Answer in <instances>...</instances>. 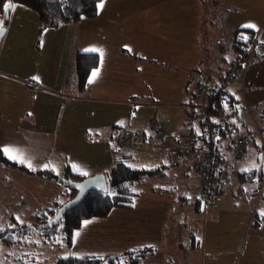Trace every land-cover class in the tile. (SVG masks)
<instances>
[{
    "label": "crops",
    "instance_id": "1",
    "mask_svg": "<svg viewBox=\"0 0 264 264\" xmlns=\"http://www.w3.org/2000/svg\"><path fill=\"white\" fill-rule=\"evenodd\" d=\"M259 3L260 0H104L103 8H97L92 17L47 27L62 26L64 33L59 43L62 51L54 80L53 77L35 76L37 80L8 69V46L0 45V148L19 149L32 160L36 170L45 169L46 163L55 165L56 171L45 170L58 176L65 173L66 167L80 174L73 170V164L88 173L85 177L97 173L106 176L117 159H125L132 167L149 171L141 179L131 182L130 206L113 207L105 216L85 219L90 223L84 225L83 220L75 229L69 244H73V236L79 232L75 243L80 245L77 248L80 255H93L99 251L105 256L123 253L124 257L133 252L140 255L136 264H155L156 250L172 248L175 253L174 248L180 247L195 252L196 244L200 243L201 254L210 256L217 253L221 243L211 240L206 227L215 222L213 215L221 213L222 206H228L229 215L234 217L239 214L234 207L242 202L246 217L251 205L258 206L260 202L264 205V147L260 149L256 145V141H264V1L261 10L256 7ZM13 4L16 7L9 9L12 17L21 19L20 15L25 11L18 6L29 8ZM251 20L256 28L244 27L251 24ZM22 25L23 19L20 27ZM121 31L129 41H134L136 49L117 46L120 42L113 39L122 37ZM226 31L230 32L232 49L223 51L221 46L224 53L217 57L224 59L230 51L227 64L238 52L233 46L238 39L242 40L249 32L259 35L253 62L246 69L243 92L236 84L230 86L232 94L242 103L238 131L250 133L251 139L241 159L233 158L225 149L228 176L223 191L213 204L205 207L196 199L200 179L194 169V157H181L177 153L179 139L188 128L186 119L192 113L188 104L193 103L191 99L195 96L197 82L191 81L186 86L182 80L179 91H174L177 100L169 94L166 97L169 101L159 102L157 95L152 96V87L145 85V79L151 77L143 71H158L160 77L167 76L162 65L154 64V59L158 58V62L173 63V76L180 74L183 77L189 70L195 76V63L204 61L210 53L217 61L218 43L224 41L226 36H222ZM4 33L5 30L0 38ZM211 38L216 41L212 42ZM146 44L158 46L161 56L153 57V53L145 50ZM104 49L108 50L109 59L101 56ZM80 51L96 52L99 56V62L83 88L78 86L74 69L75 55ZM182 61H185L183 65H179ZM97 69L98 74L93 78V71ZM130 72L136 77L133 82L127 79ZM142 73L144 79L139 78ZM118 75L120 79L113 83V78ZM154 79L155 76L149 83ZM163 92L170 93V90ZM107 105H116L117 111L121 112L116 114ZM66 108L71 110L70 117L74 119L67 125L64 121L68 120ZM126 110L128 120L119 124L118 121L123 119L122 112ZM51 111H55L52 118ZM55 113L58 120L63 121L62 126L71 133L68 141L62 139L68 146L56 143L59 125L51 120L55 119ZM151 117L162 122V138H157L150 127L148 119ZM118 125H129L135 130V144L130 150L112 149L109 153L106 143L113 141V131ZM192 126L198 127L196 122ZM255 128L259 129L258 133ZM0 156L7 159L0 158L2 220L26 223L37 221L44 214L49 218L52 206L65 199V185L54 177L8 159L2 152ZM233 172L238 180L230 183ZM183 222H187V226ZM9 247L12 249H5V254H17L20 248L18 242L5 245L0 241L1 250ZM169 258H163L166 264L172 263Z\"/></svg>",
    "mask_w": 264,
    "mask_h": 264
},
{
    "label": "rangeland",
    "instance_id": "2",
    "mask_svg": "<svg viewBox=\"0 0 264 264\" xmlns=\"http://www.w3.org/2000/svg\"><path fill=\"white\" fill-rule=\"evenodd\" d=\"M263 1L260 0V3L256 6L258 10H261L263 7ZM19 9H23L25 11V14L20 15L21 19L16 18V16L12 17V12H0V22H3L0 24V28H2V31L5 33L0 38V45H3V47H7L8 49L6 51V66L8 69L12 71H16L18 74L21 75H28L30 77L40 76L41 78H49L53 77V74L58 69V62L60 58L58 56L60 55L62 48L60 43V39L64 36L63 28L62 26H59L57 28H47L42 27L38 18L36 17V13L29 9H26L25 7H19ZM253 9V8H252ZM23 19V25L20 27V20ZM251 24H254L253 20H251ZM244 32V31H242ZM2 32H0L1 34ZM214 33V32H213ZM122 34V31H121ZM226 36V37H225ZM259 36V35H258ZM225 37L224 41H220L218 43V50L217 55L215 58H217V61H214V55L212 53L209 54L208 58H206L204 61L202 60L200 63H195L194 65V72L196 73L194 76L193 71L189 70L185 76H181L180 74H177L173 76L174 74V68L173 63L161 60V62H158V58L154 59V64H160L166 69V75H163L160 77L157 72H148L143 71L146 76H150V78L145 79V85L151 86L154 93L152 96H156V100L160 101H169V98H166L170 96L174 97L175 93L174 91H179L182 80L185 82L186 86H189V84L193 82H199L202 81H208L210 80L213 75L219 74V72H222L225 66H227V61L229 58L230 51L226 53L224 56V59H220L222 56L223 51L225 50H231L232 46L230 41V32L226 31V35L222 36ZM205 39V38H202ZM120 42V45L125 48H135L134 41L132 39H129L125 36L118 37L113 39ZM212 42L216 41L214 38H211ZM223 47V51H221V48ZM227 46V49H226ZM242 46V45H241ZM211 48V47H209ZM238 50H243L244 46L241 47H235ZM111 50V49H110ZM145 50L148 53H153L156 56H161L159 53V47L146 44ZM101 56L103 58L109 59L108 50L104 53H101ZM220 59V60H219ZM185 61L179 62V65H183ZM147 63V62H144ZM143 63V64H144ZM171 64V65H168ZM191 71V72H190ZM133 72H130V77H127V79L132 80L136 78L132 75ZM155 73V75H153ZM143 73L142 75H139V78L144 79ZM153 76H155V79L150 84V80H152ZM55 78V75L53 77V80ZM195 78V79H194ZM116 79H120L119 75L115 78H113V83H117ZM142 83V81H140ZM143 85V86H145ZM188 88V87H187ZM169 92H163V91H169ZM156 91V94H155ZM163 92V93H159ZM190 92V90H189ZM159 93V94H157ZM200 91L198 88L195 90V96L193 99H191V102H196V99L199 95ZM144 98V97H143ZM155 98V97H154ZM147 100H152L146 97ZM174 99H176L174 97ZM177 100V99H176ZM54 102L52 103V105ZM74 104V102L72 103ZM70 105V104H69ZM101 105V104H99ZM98 105V106H99ZM118 107V106H117ZM108 109H111L117 114L116 105H107ZM68 110L67 112V119L66 125L72 121H74L73 117H70L71 110L66 108ZM147 110V109H145ZM150 108H148V111ZM55 111H51L49 113L50 117L52 118V115ZM123 119L122 121H118V123L127 122L129 113L122 112ZM199 115V112L195 110V116ZM61 118V117H60ZM64 118V116H62ZM94 117H92V120ZM100 119V118H99ZM55 123H58L59 129L57 133V145H64L65 144L62 139L65 141H68L70 139V131L67 132V129L62 126L63 121L58 120V114L55 113ZM80 120V116H79ZM86 119L81 120V122H84ZM149 120V123L151 120H154L156 123V119L154 117H151ZM97 122V121H96ZM115 122V121H114ZM195 122V120H194ZM115 122L114 124H118ZM56 125V124H54ZM122 126V125H118ZM163 126V124H162ZM134 127V125H133ZM116 128V127H115ZM132 128V127H131ZM133 129V128H132ZM134 130V129H133ZM135 131V130H134ZM60 136L62 138H60ZM261 142V141H260ZM111 143V142H110ZM256 145L259 146L260 149L264 147V141L261 143H258L256 141ZM262 145V146H261ZM108 150V149H107ZM112 149H109V153H111ZM117 152V151H114ZM113 152V153H114ZM101 155H104L103 153H100ZM262 172L264 173V159L262 162ZM197 173V172H196ZM238 180V177L233 172L231 176L230 183ZM247 185V184H246ZM258 206L251 205L249 207V214L245 217L243 215V211L245 210L244 204L242 202H239L235 208V210L239 211V214L229 215L228 212V206H222L220 209L222 210L221 213L214 214L215 222L210 223L206 229L208 231V235L211 236V240H214L218 243H221L220 249L216 251L217 253H211V257L208 253L201 254V247L199 246L200 243L194 248L195 252H190V248H180L175 247L173 252V249H160L156 250L154 254L155 264H166L163 258H167L170 256L169 263L171 264H264V216L260 215L261 210H264V205H261V202L257 204ZM212 213V212H211ZM2 214L0 213V216ZM201 217V215H200ZM36 218V217H33ZM18 224L10 223L9 221L5 222L0 217V227L3 225H14L13 229L15 228L16 231H21L22 226L20 225L21 222H17ZM28 225L33 226L35 224V221H29L26 222ZM185 226H187V222H183ZM182 223V226H183ZM40 231L34 232L30 237L26 235L21 236L18 240L19 243V251L17 254L15 253H7L3 252L5 249H12V248H4L3 250L0 249V264H20L17 260L14 261V258L20 253V252H26L27 257L32 260L33 264H54L57 258L59 257H65V256H76L80 255L81 253L78 251L79 244H69L70 242H67L65 239V234L63 233H57L54 236L48 238L47 235L43 233H39ZM50 241V242H49ZM183 241V238L182 240ZM42 243H44V246ZM35 245V246H34ZM3 247H6L2 245ZM184 246V245H183ZM23 247V248H22ZM91 247V245H90ZM98 248V246L96 247ZM28 249V250H27ZM42 251V252H40ZM93 255L98 257H103L104 260L107 259V257H115L119 256L120 258V264H136L139 261L140 255L137 253H128L122 257L123 253L118 255H107L100 254L99 251L95 252ZM209 256V257H208ZM26 257V256H24ZM204 257H206L204 259ZM25 259V258H24ZM163 260V261H162ZM147 261V260H146ZM206 261V262H205ZM205 262V263H204ZM142 263V262H141ZM146 263V262H145ZM148 263V262H147ZM168 263V262H167ZM21 264H31L28 261H22ZM150 264H153V262H150Z\"/></svg>",
    "mask_w": 264,
    "mask_h": 264
},
{
    "label": "built area",
    "instance_id": "3",
    "mask_svg": "<svg viewBox=\"0 0 264 264\" xmlns=\"http://www.w3.org/2000/svg\"><path fill=\"white\" fill-rule=\"evenodd\" d=\"M257 35V32L245 35L242 38L244 49L238 50L226 68L217 77L197 84L200 91L197 100L188 104L192 111L186 119L188 128L179 139V145L175 143L179 156L194 157V169L200 179L196 199L205 207L213 204L223 191L228 176L225 149L233 158L241 159L250 143V133L238 131L242 103L232 94L230 86L236 84L243 92L246 69L253 62ZM195 110L199 115L195 116ZM194 120L197 129L192 126ZM149 125L156 137L162 138V122L151 120ZM254 131L258 133L259 129ZM112 138L111 143H106V148L130 150L135 144V131L129 125L117 126Z\"/></svg>",
    "mask_w": 264,
    "mask_h": 264
},
{
    "label": "trees",
    "instance_id": "4",
    "mask_svg": "<svg viewBox=\"0 0 264 264\" xmlns=\"http://www.w3.org/2000/svg\"><path fill=\"white\" fill-rule=\"evenodd\" d=\"M99 1L100 0H11V3L21 4L33 10L42 27H54L64 22L75 21L81 17L94 16ZM5 2H9V0H0V12H5L3 10V3ZM242 42V40L238 39L233 46L240 47L241 49ZM98 62L99 56L96 52L80 51L76 53L74 69L80 88L84 87L92 69L97 66ZM0 158L7 160L2 156H0ZM35 172L54 177L58 181H61V178L80 180L85 177L84 175L72 172L69 167H66V171L62 176H58L54 172L45 169H38ZM148 172L149 171L144 169L129 167L125 159H117L106 174L107 191L89 190L80 202L66 209L57 223L45 227L44 224L55 214L56 209L66 200L72 198L76 193L75 189L65 186V199L57 201L52 206L49 218L46 214L41 215L33 226L27 223H20L22 226L21 231H16L15 228L13 229L12 224L5 225L0 228V241L5 245H10L18 242L21 236L26 237L27 235V237H30L34 232L37 233V231H40L39 233L47 235L46 237L48 238L57 233H63L65 234L66 241L70 242L73 232L80 226L83 220L94 216H105L109 213L111 208L116 206H130L133 196V192L130 189L131 182L141 179ZM14 224L18 223L15 222ZM15 259L18 263L20 262V264L25 260L33 264V259L31 260L28 258L27 254H18ZM54 264H120V258L119 256H115L104 260L100 259L98 256L89 254L80 256L70 255L57 258Z\"/></svg>",
    "mask_w": 264,
    "mask_h": 264
},
{
    "label": "water",
    "instance_id": "5",
    "mask_svg": "<svg viewBox=\"0 0 264 264\" xmlns=\"http://www.w3.org/2000/svg\"><path fill=\"white\" fill-rule=\"evenodd\" d=\"M61 182L65 186L75 189L76 193L72 198L66 200L56 209L55 214L47 221V223L44 224L45 227L57 223L66 209L80 202L89 190L107 191L108 189L106 176L103 173L89 175L80 180L61 178Z\"/></svg>",
    "mask_w": 264,
    "mask_h": 264
},
{
    "label": "snow or ice",
    "instance_id": "6",
    "mask_svg": "<svg viewBox=\"0 0 264 264\" xmlns=\"http://www.w3.org/2000/svg\"><path fill=\"white\" fill-rule=\"evenodd\" d=\"M103 6H104V0H100V3L97 4V8L102 9ZM15 7H16V5L11 3V0H9V2L3 3V10L5 12H7L9 9H14ZM2 23L3 22H0V24H2ZM244 27L256 28V25L247 24V25H244ZM0 32H2V28H0ZM89 51H98V50L97 49H89ZM98 71H99L98 69L93 71V74H92L93 78L96 77V75L98 74ZM33 79L38 80V77H33ZM90 82H92V81L90 80ZM237 99H239V97H237ZM225 107L227 108V105H225ZM0 152H2L5 156H7L8 159L13 160V161L18 162V163H21V164H25L28 168H30L33 171L36 170L34 164L32 163V160L30 158L26 157L19 149H16V148L11 147V146H4V147L0 148ZM43 167L45 169H50V170L56 171V166L52 165L50 163L44 164ZM129 167H132V165H129ZM72 168L74 171L79 172L81 175H87L88 174L87 172H84L83 170H81L79 165L73 164ZM244 170L247 171L248 169H244ZM57 174H59V173L57 172ZM260 215L264 216V210H261ZM17 219H19V217H17ZM88 223H90V221H88V220L83 221L84 225H87ZM13 227H14V225H13ZM79 234H80L79 232H76L74 234L73 241H72L73 243H75V237L79 236ZM100 259H103V257H100Z\"/></svg>",
    "mask_w": 264,
    "mask_h": 264
}]
</instances>
